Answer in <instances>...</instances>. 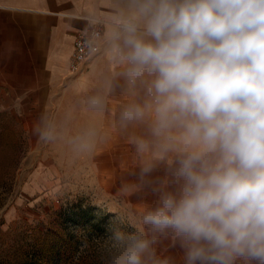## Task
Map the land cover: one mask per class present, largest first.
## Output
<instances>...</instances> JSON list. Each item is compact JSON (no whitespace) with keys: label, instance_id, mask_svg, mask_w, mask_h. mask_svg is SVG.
<instances>
[{"label":"clouds","instance_id":"9594fccd","mask_svg":"<svg viewBox=\"0 0 264 264\" xmlns=\"http://www.w3.org/2000/svg\"><path fill=\"white\" fill-rule=\"evenodd\" d=\"M116 38L128 75L155 77L154 133L178 123L203 146L179 162V198L163 195L143 222L182 237L187 264H264V0H138ZM126 239L115 264H142L150 242Z\"/></svg>","mask_w":264,"mask_h":264},{"label":"crops","instance_id":"0c3cea01","mask_svg":"<svg viewBox=\"0 0 264 264\" xmlns=\"http://www.w3.org/2000/svg\"><path fill=\"white\" fill-rule=\"evenodd\" d=\"M137 12L138 0H0V92L12 100L34 94L36 106L57 109V121L67 119L72 138L82 141L77 154L88 171L98 172L99 188L134 213L140 237L150 242L142 264H187L183 238L172 229L146 225L143 217L163 195L179 198V162L203 146L186 145L178 123L154 133L155 77L145 72L131 78L127 50L116 38ZM90 17L109 21L101 50L71 73L76 37ZM138 23L142 32L143 20ZM137 106L144 115L125 119ZM138 141L147 149L140 151ZM234 264L248 262L237 258Z\"/></svg>","mask_w":264,"mask_h":264},{"label":"rangeland","instance_id":"374dc122","mask_svg":"<svg viewBox=\"0 0 264 264\" xmlns=\"http://www.w3.org/2000/svg\"><path fill=\"white\" fill-rule=\"evenodd\" d=\"M25 96L0 92V264H115L134 213L99 188L67 119Z\"/></svg>","mask_w":264,"mask_h":264},{"label":"built area","instance_id":"2783aa9c","mask_svg":"<svg viewBox=\"0 0 264 264\" xmlns=\"http://www.w3.org/2000/svg\"><path fill=\"white\" fill-rule=\"evenodd\" d=\"M104 26L105 21L103 19L90 17L88 25L78 33L70 62L71 73L82 70L83 65L100 52Z\"/></svg>","mask_w":264,"mask_h":264},{"label":"bare ground","instance_id":"6f19581e","mask_svg":"<svg viewBox=\"0 0 264 264\" xmlns=\"http://www.w3.org/2000/svg\"><path fill=\"white\" fill-rule=\"evenodd\" d=\"M104 21H105V23H107V24L109 23V21H107V20H104Z\"/></svg>","mask_w":264,"mask_h":264}]
</instances>
